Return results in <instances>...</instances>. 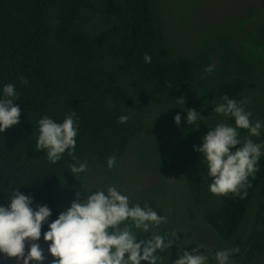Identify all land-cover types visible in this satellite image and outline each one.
<instances>
[{
  "label": "trees",
  "instance_id": "obj_1",
  "mask_svg": "<svg viewBox=\"0 0 264 264\" xmlns=\"http://www.w3.org/2000/svg\"><path fill=\"white\" fill-rule=\"evenodd\" d=\"M152 9V0H0V98L6 84H15L17 95L12 99L21 109L20 122L0 133V205L10 204L13 190L20 189L33 197V208L51 209L52 222L75 196L76 181L85 172H70L75 160L67 151L52 164L46 152L36 149L37 122L42 117L61 123L74 112L76 159L88 163L94 158L108 167L107 158H122L142 125L127 90L149 106L195 84L199 64L159 59L160 33ZM145 54L151 63H145ZM20 77L28 84L21 85ZM244 91V82L224 79L210 98L227 95L239 102ZM121 115L129 120L119 123ZM227 119L235 126L233 118ZM238 131L241 140L249 134ZM256 167L243 199L233 194L212 199L208 172L189 180L195 204L205 205V223L224 241L237 238L256 200H260L256 225L264 229V156ZM47 230L45 224L42 240ZM162 236L172 245L183 237L181 232ZM238 246L248 262L257 258L264 251V230L238 241ZM168 249L155 254L164 258ZM191 249L202 252L199 247ZM0 260L14 263L2 253Z\"/></svg>",
  "mask_w": 264,
  "mask_h": 264
},
{
  "label": "rangeland",
  "instance_id": "obj_2",
  "mask_svg": "<svg viewBox=\"0 0 264 264\" xmlns=\"http://www.w3.org/2000/svg\"><path fill=\"white\" fill-rule=\"evenodd\" d=\"M152 1L154 21L160 33L156 45L159 59L163 63L186 60L199 64V78L192 87L159 97L149 106H144L127 90L141 117L140 132L112 169L90 159L88 170L76 181L75 196L61 210L71 206L77 192L84 199L87 192L115 186L129 197L130 206L137 202L141 207L147 204L167 218L147 233L133 228L138 240L151 238L152 232L174 237L182 233L181 242L169 247L158 264H173L183 251L191 252V247L201 248L202 252L196 254L206 257L205 264H217L215 253L224 249H238L230 257L231 264H264V251L248 262L238 246V241L264 230L256 225L260 200L252 204L237 238L224 241L205 223V205L195 204L188 184L190 179L202 178L207 172L202 154L194 146L202 145V138L218 123L232 125L226 117L213 112L223 101L211 99L210 95L222 80L244 82L240 101H247L244 107L251 113L252 121L264 124V0ZM209 65L215 66L214 71L206 73ZM181 97L185 100L183 104L177 102ZM187 109L200 113L195 125L187 123ZM177 114L181 116L180 125L174 120ZM245 137L264 144V128L259 137L248 134L242 141ZM216 198L212 194V199ZM38 243L44 250V264H52L54 257L48 252V243L42 239Z\"/></svg>",
  "mask_w": 264,
  "mask_h": 264
},
{
  "label": "clouds",
  "instance_id": "obj_3",
  "mask_svg": "<svg viewBox=\"0 0 264 264\" xmlns=\"http://www.w3.org/2000/svg\"><path fill=\"white\" fill-rule=\"evenodd\" d=\"M151 56L145 54V63H151ZM214 65L206 67L205 72L214 71ZM21 85L28 84L24 77L19 78ZM16 87L8 83L3 87V98H0V133L20 122L21 109L14 104ZM222 103L214 107L213 112L224 117L233 118L235 126L218 123L202 138V145L194 146L202 154L207 172L212 182L209 190L213 195L233 194L241 199L247 196L246 187L249 176L257 171V163L264 152V144L253 142L249 137L240 139L238 129H245L249 136L259 137L264 128L259 120L252 121L251 113L246 111V100L237 102L227 95ZM178 103H185L183 97ZM75 113H68L63 122L58 123L48 116L42 117L38 123V136L35 147L46 152L50 163L55 164L67 151L75 163L70 165V172L83 173L88 170L87 162L76 159V137L78 125ZM200 113L195 109H187V123L195 125ZM129 120L121 115L118 122L123 124ZM177 125L181 116L174 117ZM115 157L107 158L109 169L116 166ZM84 188V187H83ZM86 198L76 193L71 206L62 211L58 218L49 222L52 211L47 205L33 208V197L23 194L20 189L13 190L10 204L0 205V253L6 258H14L17 264H44V250L38 243L42 236L48 243V252L54 257L52 264H158L160 257L157 250L172 246V241L165 236L152 232L151 238L139 239L133 228L150 232L153 228L166 222V217L158 215L150 206L140 203L130 206L129 197L122 194L115 186L87 192ZM201 247H203L201 245ZM27 249V251H26ZM183 251L173 264H205L206 257ZM238 249L218 250L215 253L217 264H231L230 257Z\"/></svg>",
  "mask_w": 264,
  "mask_h": 264
}]
</instances>
